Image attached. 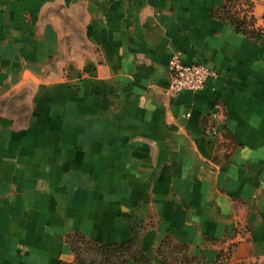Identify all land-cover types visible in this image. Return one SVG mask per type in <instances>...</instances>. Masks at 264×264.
Wrapping results in <instances>:
<instances>
[{"label": "crops", "instance_id": "obj_1", "mask_svg": "<svg viewBox=\"0 0 264 264\" xmlns=\"http://www.w3.org/2000/svg\"><path fill=\"white\" fill-rule=\"evenodd\" d=\"M227 4L0 0V264H75L76 233L264 264V0L236 5L254 36ZM174 56L216 76L171 98Z\"/></svg>", "mask_w": 264, "mask_h": 264}, {"label": "trees", "instance_id": "obj_2", "mask_svg": "<svg viewBox=\"0 0 264 264\" xmlns=\"http://www.w3.org/2000/svg\"><path fill=\"white\" fill-rule=\"evenodd\" d=\"M237 3L238 0H228L222 17L234 23L238 29L243 30L247 35H256L253 29H249L250 26H254V18L242 17L241 12L236 8ZM70 239L76 258L75 264H127L128 259H132L135 264H152L145 251L136 247L134 241L101 246L79 233L72 235ZM158 253L162 257V261H170L173 264L199 263L196 257L187 255V248L184 245L174 243L169 237L162 241Z\"/></svg>", "mask_w": 264, "mask_h": 264}, {"label": "built area", "instance_id": "obj_3", "mask_svg": "<svg viewBox=\"0 0 264 264\" xmlns=\"http://www.w3.org/2000/svg\"><path fill=\"white\" fill-rule=\"evenodd\" d=\"M167 72L169 77L167 94L171 98H176L184 91L200 92L205 88L207 81L216 76L202 63L188 65L183 63L178 56L172 57L167 66ZM214 117L216 120L223 119V115L216 114ZM210 134L212 137H217L219 130H214Z\"/></svg>", "mask_w": 264, "mask_h": 264}, {"label": "rangeland", "instance_id": "obj_4", "mask_svg": "<svg viewBox=\"0 0 264 264\" xmlns=\"http://www.w3.org/2000/svg\"><path fill=\"white\" fill-rule=\"evenodd\" d=\"M26 96H15L12 99H8L2 103H4V110L1 114L6 116H14L18 120H22L23 117L27 114V103H26Z\"/></svg>", "mask_w": 264, "mask_h": 264}]
</instances>
